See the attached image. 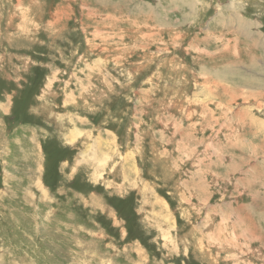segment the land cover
Here are the masks:
<instances>
[{"label":"rangeland","instance_id":"rangeland-1","mask_svg":"<svg viewBox=\"0 0 264 264\" xmlns=\"http://www.w3.org/2000/svg\"><path fill=\"white\" fill-rule=\"evenodd\" d=\"M0 264H264V0H0Z\"/></svg>","mask_w":264,"mask_h":264},{"label":"trees","instance_id":"trees-1","mask_svg":"<svg viewBox=\"0 0 264 264\" xmlns=\"http://www.w3.org/2000/svg\"><path fill=\"white\" fill-rule=\"evenodd\" d=\"M46 151V154H47V157H48V155H50L48 152H47V150H45Z\"/></svg>","mask_w":264,"mask_h":264},{"label":"bare ground","instance_id":"bare-ground-1","mask_svg":"<svg viewBox=\"0 0 264 264\" xmlns=\"http://www.w3.org/2000/svg\"><path fill=\"white\" fill-rule=\"evenodd\" d=\"M89 81V80H88Z\"/></svg>","mask_w":264,"mask_h":264}]
</instances>
